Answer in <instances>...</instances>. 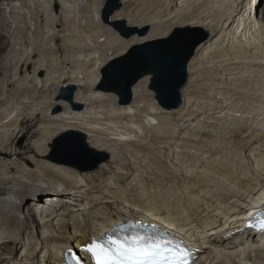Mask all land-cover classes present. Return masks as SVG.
Here are the masks:
<instances>
[{
  "label": "bare ground",
  "instance_id": "6f19581e",
  "mask_svg": "<svg viewBox=\"0 0 264 264\" xmlns=\"http://www.w3.org/2000/svg\"><path fill=\"white\" fill-rule=\"evenodd\" d=\"M77 1L79 2L73 0L66 2L71 5L64 11L67 13L65 25L70 27L69 35L64 37L66 39L62 38L63 36L61 37L56 29L58 25L63 24L62 21L58 20L55 15L42 13L40 4L36 3L35 13L25 15L26 21L23 20L25 24L22 23L27 26L28 36L33 35L32 43L29 46L36 47L27 52L25 54L27 56L15 64V73L9 81L6 80V84L8 87H12L13 78L16 79L23 74L30 78L37 75L40 70H45L48 76L45 81L41 80V83H36V88L43 89L51 83L53 89L47 97L40 95L35 98L34 95L22 97L14 102L6 113L0 114V131L10 127L6 133V139L0 137V150L5 151L4 158H8L10 154L14 159L11 164L4 166V173L0 170V264H35L37 258H39L40 264H62L64 253L72 238L70 230L80 234L82 239L90 227H96L98 231L95 234L99 235L100 230L117 222L131 219L129 216L121 215L111 217L108 215L111 209L106 206L96 213L94 221L88 219L82 223L76 218L73 208L82 206V196L79 195L82 186L79 181L84 180L85 184L91 187L85 190L86 193L90 189L101 190L105 177L99 174L96 177H89V174L81 173L72 166L54 162L55 160L52 158L55 149L48 148V144L54 142L52 137L57 131L54 121L63 120L75 124L78 132L86 134L90 141L97 144L99 150L112 154V160H124L122 153H117L119 152L118 148L120 145L129 146L133 141L132 139H120L121 136H125L136 137L142 143L146 142L152 148L156 147L159 152L166 151L169 156L173 154L175 161L188 167H192L197 159L193 149L195 148L203 154L202 150L205 147L219 154L221 157L219 163L226 166L245 159L248 156L247 152L249 155L253 153L258 160L264 161V155L261 154L264 153V130L258 129L260 125H263L264 129V122L260 119L264 109V64L259 63L264 60V25L257 27L259 22L255 19L254 12L245 19L243 14L225 16L210 6L205 7L202 11H197L193 7V0H122V8L112 16L111 22L125 20L129 21L132 27L152 29L146 36L135 35L130 39H124L111 24H105L100 18L104 0ZM246 1L235 0L237 9H239L240 3H243L247 10L248 3ZM179 2L180 5H178ZM206 2L210 5L216 0H206ZM261 14L263 15V11ZM117 15H119V19L114 20L113 17ZM189 17L196 21V27L208 31L212 38L202 43L203 50L197 49L196 55L189 64L190 79L182 90L184 104L180 110L168 111L160 107L155 100L153 91L149 88L150 82L147 79L140 80L133 87L134 97L129 105H120L116 95H105L101 90L95 89L101 77L97 64L103 65L107 59L123 55L122 44L142 40L144 37L155 39L165 30L182 26L189 20ZM17 21L15 20V23ZM44 21L45 29L41 30ZM241 25H243L242 28ZM238 28L245 34L256 29L254 38L260 41L251 49L250 54H245L242 57L245 60L256 61L250 66L237 67L227 63V54L238 47L237 41L240 37L235 35ZM224 30L226 36L221 41V45L224 47H219L212 52L209 49L213 46L211 42ZM64 40L67 42L66 46H63ZM40 46H44V48ZM247 51L246 49V53ZM109 52H112L111 55ZM34 55H40V60L32 61ZM218 63L224 65L223 69H218L221 76L225 74L233 77L240 76L244 80L245 91L242 94L244 102L241 105L244 112L241 113L240 122L233 120L229 123L225 119L222 124H208L206 121L212 117H205L204 120L195 118L198 112L205 110L204 105H201L203 101L200 99L204 100L207 95L210 86L206 80ZM30 64L36 65L32 75L30 72L28 74ZM68 64L72 65L71 69L67 68ZM83 67H88L90 73L83 72ZM36 80L39 81V79ZM66 84L77 87L75 102L86 107L85 111L73 110L63 100H59L57 103L59 89L67 86ZM217 92L220 93L219 88H217ZM33 94L35 93L33 92ZM223 94L227 95V92L225 91ZM14 99L15 95L1 96L0 105H8ZM29 100L32 101L26 102ZM54 107L62 108L64 112L58 111L52 115L51 110ZM23 110L29 114L25 116L21 113ZM217 115L219 118V113ZM152 118L157 120V125L149 123ZM7 119H9L8 122H5ZM29 122H32L35 127L41 122L44 124L42 131L37 129L31 135L32 139L40 137V140L34 141V143L28 141L25 145L18 147L19 135L31 134L33 127L25 129ZM255 123H257L256 126ZM133 125L136 126L135 129L132 127ZM137 130L143 132L144 135L140 136ZM149 130L154 131L151 140L145 136ZM180 130L182 132L186 130L188 133L184 134H190L193 137L190 135L189 137H180L179 133V138L176 139V134ZM196 137H201V139L198 140ZM174 140H177L176 145H172ZM227 140L228 143L225 144L224 141ZM136 149L138 152L131 153L134 157L141 152L153 154L145 145H139ZM152 161H154L152 168L155 173V182L160 185L167 183L175 186L177 184L176 173L170 171L167 175L160 174V168L155 166L163 164V159L157 154H153ZM8 165H11V168ZM174 166L177 168L178 164ZM23 169L25 171H22ZM12 171H18L15 173L18 176L14 174L11 177ZM170 175H175L174 179ZM8 186L17 188L9 189ZM42 187H47L49 190L63 187L69 190L68 195L64 198L56 196L45 198L51 201L53 207L69 208V213H67L72 221L57 222L58 230L54 229V225L50 221L44 224L38 222L37 217L40 214L37 209L43 202L32 197L30 193ZM10 192H14V196H7L8 193L10 195ZM72 193H76L74 198ZM16 199L20 201L18 202ZM95 199V204L98 203V206L104 204L101 203L103 201L98 196ZM25 200L36 203V207L22 217L18 212L24 208ZM54 202H62V204L56 205L55 203L56 206H54ZM70 202L73 205H67ZM91 204H93L92 201ZM262 205H264V177L253 175L243 182L240 193L233 196L230 201L224 199L209 203L207 216L199 221L192 220L191 216L186 217L177 235L186 239L193 246L195 256H199L198 259L202 258L203 254L211 252L215 254L219 264H222L220 263L221 259L225 257L221 251L224 249L223 247L230 248L229 244L233 245L240 238H246L247 242L249 240L252 243L255 242L257 237L244 230L242 221L248 215H252L251 220L255 219L254 209H259ZM30 217L32 220H29ZM103 217H107V219ZM238 229H243V232ZM41 231L42 239L39 235ZM260 238L264 239V235ZM205 243L208 244L207 248H204ZM250 246L254 247L255 245L248 243L246 247ZM262 246L264 248V243ZM236 248H239V245L232 247V249ZM20 251L24 253V256L21 260L16 261L12 255ZM246 251L248 250L246 249L244 253ZM251 257L249 255L246 260L252 262L250 261ZM198 259L194 261V264L198 262Z\"/></svg>",
  "mask_w": 264,
  "mask_h": 264
},
{
  "label": "snow or ice",
  "instance_id": "6c2138e0",
  "mask_svg": "<svg viewBox=\"0 0 264 264\" xmlns=\"http://www.w3.org/2000/svg\"><path fill=\"white\" fill-rule=\"evenodd\" d=\"M61 6V0H52L53 12L59 14ZM63 6L71 7L67 3ZM209 6L225 16L243 14L247 18L254 12L255 19L259 22L257 27L264 25V15L261 14L264 0H248L247 10L243 3H240L237 9L235 0H216L210 5L206 0H193V7L197 11ZM113 19H119V15ZM196 26V21L189 17L182 26L165 30L155 39L144 37L142 40L122 44L123 55L111 57L103 65L97 64L100 74L110 84L109 90L118 93L122 82L131 73H135V81L149 80L156 98L167 107L165 102L171 99L176 88L185 82L188 62L196 54L197 49L203 50L202 39L189 46V29ZM112 27L119 32L123 26L113 24ZM235 35L240 37L237 41L238 47L227 54V63L237 67L256 63L242 58L245 54H250L251 49L260 43L254 38L256 29L245 34L238 28ZM259 63L264 64V60ZM223 68L224 65L218 63L209 74L206 83L210 87L204 97L205 110L196 114L197 120L212 117L206 123L222 124L225 119L229 123L233 120L240 122L241 113L244 112V108L241 107L244 102L242 97L245 91L244 80L240 76L233 77L227 74L221 76L218 69ZM31 70L32 66L29 65V71ZM40 75H43L42 71ZM217 88L220 89L219 94ZM225 91L227 95L223 94ZM59 99L57 98V103ZM63 99L71 103L70 95ZM58 111L59 108L52 115ZM53 123L56 124L57 131L52 137L54 142L49 143L48 148L55 149L69 158L89 161L91 168L105 177L98 195L102 198L104 206L111 209L108 215L113 218L117 215L131 217L100 230L99 235L95 234L98 231L96 227H90L82 239L80 234L70 230L72 238L65 251L66 264H194L197 257L193 250L177 235L185 218L191 216L192 220L199 221L208 215L209 203L224 199L230 201L233 196L240 193L243 182L249 177L253 175L264 177V161L258 160L256 155H248L245 159L226 166L219 163L221 159L219 154L205 147L202 150L203 154L193 149L197 159L192 167L185 166L182 170L174 168L177 180L175 186L167 183L160 185L154 180V169L148 160L109 162V157L101 153L95 142L90 141L86 134H78L75 124L63 120ZM149 123L156 125L157 121L150 120ZM132 127L135 129L136 126ZM139 135L143 136L144 133L139 132ZM120 139L128 140L135 137L121 136ZM5 155V151L0 150V159ZM8 158H11L10 154ZM177 163L171 157L168 160L169 167ZM8 167L11 168V165ZM79 184L82 186L79 194L83 197L81 201L83 205L91 196L85 195V190L89 187L85 181L80 180ZM68 193L69 190L63 187L51 190L42 187L30 195L42 202L46 196L64 198ZM75 195L76 193H72L73 198ZM30 202L25 200L24 206ZM248 228L264 234V213L260 214L254 223L249 224ZM238 231L243 232V229ZM207 247L208 244L205 243L204 248ZM23 255V252H17L12 258L16 259ZM35 264H40L39 258Z\"/></svg>",
  "mask_w": 264,
  "mask_h": 264
},
{
  "label": "rangeland",
  "instance_id": "374dc122",
  "mask_svg": "<svg viewBox=\"0 0 264 264\" xmlns=\"http://www.w3.org/2000/svg\"><path fill=\"white\" fill-rule=\"evenodd\" d=\"M67 1L68 0H61V5L62 6H61V10H60L59 14H57V13L52 11V9H51L52 0H3V1L0 2V8H1L0 9V100H1V96L7 97V96L15 95V99L13 101H11V103H9L8 105H3V106L0 105V114H2L3 112L6 113L8 108L12 107L13 103L17 102V100L22 98V97H29L30 95H34V98L38 97L39 95L47 97V96H49L51 94V90L53 89V87H51V83L48 84L47 87H44L43 89L36 88V83H38V82L41 83V80L45 81L46 77L48 76V74L46 73L45 70H40L37 73V75H35V76L33 75L30 78L26 77L25 76L26 74H23L22 76H18L16 79L13 78L12 87H8V85L6 84L7 83L6 80L9 81V79L15 73V70H14L15 69L14 68L15 64L21 58H23V57L25 58L27 56V55H25L27 52L32 51L33 48L36 47L34 45L33 46H29L32 43L33 35L28 36L27 26L24 25L25 24L24 21H26L24 19L25 15L34 14L35 13L34 12V8L36 7V3L40 4L41 5L40 11L42 13H48V14L55 15L58 20L62 21L63 24L62 25H58L56 27V29L58 31V34L61 37L63 36L62 38H64L66 35H69V32H70L69 31L70 27L65 25V23L67 21L66 20L67 13L64 12L66 8L63 6ZM73 1L79 2L77 0H73ZM246 2L248 3V0ZM105 3H106V0H104L102 9L100 11V18H101L102 10H103V7H104ZM178 5H180V2L178 3ZM261 11H263V15H264V6H261ZM13 18H15V19H13ZM245 19H247V18H245ZM15 20L16 21L18 20V21L15 23ZM44 20H45V17H44ZM22 23H24V24H22ZM44 24H45V21L41 25V30H42V28L45 29ZM128 25L130 26V22L129 21H128ZM17 26H19V27H17ZM130 27H132V26H130ZM140 29H144V28H140ZM192 29H196L197 30V32H196L197 35H200V36H203L205 33H209L208 31L203 30L200 27H194ZM151 31H152V29L150 28V32ZM222 32H221V35L219 34L218 36H216L213 39V41L211 42V44L213 46H211V48H209V49H211L212 52L215 49H218L219 47H224V46L221 45V41H222L223 37L226 36V31L224 30ZM28 38H30V39H28ZM211 38H212L211 34L209 33V37H208L207 40H210ZM64 39H66V38H64ZM39 43H40V40L38 41V45H39ZM66 45H67V42L64 40L63 46H66ZM217 45H221V46H217ZM37 47H39V46H37ZM40 47L44 48V46H40ZM111 53L112 52H109L110 55H111ZM203 56H202V58H204ZM33 57H32V61L36 62L37 60H40V55L36 56L37 57L36 59H33ZM30 65L32 66V70L31 71L28 70V74L30 72V74L32 75V71H33L34 67H36V65L35 64H30ZM67 68L71 69L72 65L68 64ZM83 68H84L83 72L86 71L85 72L86 74L88 72L90 73L88 67H83ZM85 69H87V70H85ZM41 71L43 72L42 76L40 75ZM36 79H39V81L36 80ZM189 79H190V75H189ZM101 80H102V75L100 77V81ZM16 81H18V82H16ZM100 81L97 84V86L95 87V89L101 90V92L103 94H105V95L106 94H109V95L113 94V93H109V92H106V91L102 90L100 88ZM188 82H189V80H188ZM40 87H41V85H40ZM33 92L35 94H33ZM113 95H115V94H113ZM31 101L32 100H29V101H26V102H31ZM200 101H203L202 102L203 104L201 103V105H204V100L200 99ZM201 107H203V106H201ZM57 108H59V107H54L51 110V112L53 113ZM263 108H264V106H263ZM24 110L21 113H23V114H25V116H27V114H29V113L25 112ZM85 110H86V107L82 111H85ZM175 111H177V110H175ZM60 112H64L62 108H60ZM261 115L262 116H260V119H261L262 122H264V109L262 110ZM43 116H45V115L43 114ZM8 120L9 119L5 120V122H8ZM152 120H153V118H152ZM252 121H254V120H252ZM157 124H158V122H157ZM256 125H257V123H255V126ZM260 126H261V128H260ZM260 126L258 127V129L259 130H264L263 127H262L263 125H260ZM31 127H33V128L31 129V134L30 135H27V136H23L22 134L19 135L18 140H17V146L18 147H21V146L25 145L28 141L31 142V143H34V141H39L40 140V137L32 139L31 135H32V132H34L37 129L39 131H42L43 128H44V124L41 122V123L38 124L37 127H35L32 122H29L26 125L25 129H30ZM8 130H10V127H8L7 130H1L0 131V137L1 138L5 137V139H6V136H7L6 133H7ZM25 132H26V130H25ZM181 132H182L181 130L179 132H177L176 139L179 138V136H178L179 133H180L179 134L180 137H189V135H190V134H184L186 132V130L184 132H182V133ZM186 133H188V132H186ZM145 136L148 137V140H151V138H153V136H154V131L149 130L148 132H146ZM190 137H193V136L190 135ZM197 139L200 140L201 137H198ZM132 140H133L132 141L133 143L131 142L130 143L131 145H129V146L120 145L119 148H118L119 152H117V153H122V156H123V159H124L123 161H127V160H130V159L148 160L151 163V166H153V164H154L153 163L154 161H152L153 154L154 155L157 154L160 158L163 159V164H161V165H157L156 164V166H155L157 168H160V171H161L160 174L167 175L168 172L174 171L173 168H176V166H173V167H169L168 166L169 158L171 157V159L174 160V155L173 154L169 156V154H167L166 151L159 152L156 149V147L152 148L146 142L142 143V141L140 139H137L136 137H135V139H132ZM176 142H177V140H174L172 145H176L177 144ZM224 143L225 144L228 143V140L224 141ZM139 145H145V147L149 148V151H151L153 154L150 155V154L141 152L136 157L132 156L131 153L138 152V149H136V148ZM171 151H172V149H171ZM101 153L109 154V162L112 161V154H110L108 152H105V151H101ZM247 154L249 155V152H247ZM261 154L264 155V153H261ZM53 156L54 157L52 159L55 160L54 162L61 163V164H67L69 166H72L75 169L79 170V172H81V173L89 174V177H96L97 174H98L96 172V170H92L91 163L89 161H85V160L80 159V158H69V157H66L64 154H62L61 152H59L57 150L54 151ZM12 159L13 158H10V159L3 158V159H1L0 161L2 163L0 164V170L3 171L4 170V166H6L7 164H11L14 161V159L13 160ZM103 163H102V165H103ZM177 164H178V166H177L176 170H182L183 167L186 166L185 164L179 163V162ZM22 171H25V170L23 169ZM17 172L18 171H12V175H10V176L12 177ZM3 173H4V171H3ZM15 176H18V174H15ZM170 176H171V178L174 179L175 175L174 176L170 175ZM154 179H155V176H154ZM103 180H105V178ZM97 183H99V182H97ZM16 188H17L16 186L15 187H9V189H14V190ZM89 188H91V187H89ZM89 188H87V189H89ZM99 192H100V190H98V191H93L92 189L87 190L85 195L91 196V199L85 201L87 203H84L82 206L73 208V212L76 214V218H78V220L80 222L83 223L85 220H88V219L90 221H94L95 218H96V213L99 212L101 210V208L105 207L104 204H102V206H98V203L95 204L96 202L91 204L92 200H96L95 199L96 196L99 197V195H98ZM8 194H7V196H11L12 197L14 192H10V195H8ZM45 198H47V196ZM45 198H44V201H42L43 204L39 205V207L37 209V212L40 214L37 217L38 222L40 224H44L45 222L50 221L51 224L54 225V229L58 230L57 222H59L61 220H65V221H68V222L72 221V219L68 217L69 208L67 209L65 207H62L60 209L59 207L58 208L53 207V206H51L52 205L51 201H48V199H45ZM82 199H83V197H81V200ZM17 201L19 202L20 200L18 199ZM55 203H56V205H61L62 204V202L61 203L54 202V206H56ZM101 203H103V202H101ZM67 205H73V204H71V202H70V203H67ZM34 207H36V203H33L31 201L27 206H24V208L20 212H18V214L23 217L25 214H27ZM55 211H57V212H55ZM48 215H50V216H48ZM47 216H48V218H47ZM29 220H32V217H30ZM41 234H43L42 231L39 234L40 238L42 239V235ZM232 241H234V240H232ZM231 243H234V242H231ZM244 243H245V245H244ZM248 243L254 244L255 246L254 247H252V246L246 247ZM263 243H264V239L263 238L255 239L254 243H252L251 240H249V242H247L246 238H240L233 245L229 244L228 247H230V248H226L227 246L223 247L224 249H222L221 251L223 252V256H225V257L221 259L220 263H222V264H230V263L231 264L232 263H236V264H246V263H248V264L249 263L250 264H264V248L262 246ZM235 244L237 246L239 245V248L232 249V247L236 246ZM241 244H243V245H241ZM246 249L248 251L245 252L246 253V255H245L244 251ZM20 252H22V251H20ZM203 255L205 257L203 256L200 259L197 258L198 262L196 261L197 262L196 264H219V261L216 259V256H215L214 253L208 252V253H205ZM249 255L252 256L251 257L252 260H250L252 262H249V260H246L247 257H249ZM23 256L22 257L18 256L15 260L16 261L21 260L23 258Z\"/></svg>",
  "mask_w": 264,
  "mask_h": 264
},
{
  "label": "water",
  "instance_id": "95a60500",
  "mask_svg": "<svg viewBox=\"0 0 264 264\" xmlns=\"http://www.w3.org/2000/svg\"><path fill=\"white\" fill-rule=\"evenodd\" d=\"M121 8H122V0H106V3L103 7L102 14H101L102 21L105 24H111V25L122 24L123 27H122L121 31H119V34L126 39H130V38L134 37L135 35L146 36L150 32L149 27H146L144 29H139L137 27H130L128 25V22L125 20L111 22L112 16L117 11H119ZM105 17H107V19H105ZM196 32H197L196 29H192V28L189 29V35H190L189 46H191V44L195 43L197 40L202 39V41L204 42L209 37V33H205L203 36H200V35H197ZM124 33H127V35H125ZM141 34H143V35H141ZM195 55L192 56L191 60L188 62L187 66H186V75L184 77L185 82L183 83V85L178 86L176 88V91H175V94L173 95V97L165 102L167 104V107H165L164 105L161 104V102L156 98V93L153 92L155 95V100L160 107H162L168 111L178 110L182 107V105L184 104L182 90L188 83V79H189L188 67H189L190 62L192 61V59L194 58ZM139 81H135V73H131L128 76V78L122 82L119 92L116 93V92H112L109 90L110 89L109 82L105 78L102 77V80L100 81V88L106 92L115 94L118 97L120 105H129L132 103L133 97H134L133 87ZM177 83L179 84L178 81H177ZM149 88L152 91L151 83L149 85ZM76 92H77V87L75 85L63 86L59 89L57 98H60L59 100L66 101L72 107L73 110H83L84 106L75 102ZM69 95L71 96V103H69L68 100L63 99L65 96H69ZM78 134H82V133L78 132ZM102 154L107 155L109 157V154H107V153H102ZM92 170H95V169H92Z\"/></svg>",
  "mask_w": 264,
  "mask_h": 264
},
{
  "label": "clouds",
  "instance_id": "9594fccd",
  "mask_svg": "<svg viewBox=\"0 0 264 264\" xmlns=\"http://www.w3.org/2000/svg\"><path fill=\"white\" fill-rule=\"evenodd\" d=\"M262 206H263V205H262ZM260 236H263V235H260ZM260 236H258V237L260 238ZM258 237H257V238H258ZM257 238H256V239H257Z\"/></svg>",
  "mask_w": 264,
  "mask_h": 264
}]
</instances>
